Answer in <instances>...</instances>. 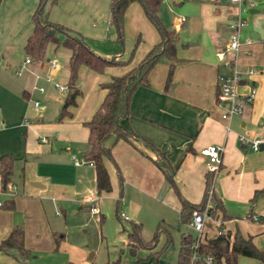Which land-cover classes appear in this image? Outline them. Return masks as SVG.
Returning <instances> with one entry per match:
<instances>
[{"label":"crops","instance_id":"0c3cea01","mask_svg":"<svg viewBox=\"0 0 264 264\" xmlns=\"http://www.w3.org/2000/svg\"><path fill=\"white\" fill-rule=\"evenodd\" d=\"M37 1L0 0V156L8 155L11 160L9 180L0 189V240L18 226L24 248L49 249V237L54 232L44 201L70 199L86 207L82 200L87 194L113 199L116 205L120 202L116 216L121 211L127 216L125 221L140 225L164 223L175 217V230L180 236L186 230L178 231V198L155 164L158 153L154 149L162 152L173 168V181L181 197L198 203L206 173L198 150L217 144L221 151L212 193L220 205L215 211L221 218L220 230L229 239L236 230L242 237H249L254 247L264 248V148L253 151L237 139L241 136L252 140L264 134V0H253L251 7L241 11L245 22L239 30V39L250 42L240 47L238 63L240 69L250 65L253 73L240 81L236 90L243 93L248 84L255 87L254 97L242 113L222 118L224 105L214 102L216 50L224 44L225 23L235 7L226 0H197L195 12L182 21L174 17V29H168L176 33L180 25H186L184 41L178 40L174 33L171 84L163 89L170 61L160 57L146 73L147 84L132 90L128 114L120 119L122 126L153 148L139 140L113 141L109 136L105 144L112 160L101 157L103 186L98 191L93 164L74 165L71 159V156L82 158L87 148V129L82 122L102 98L99 83L133 67L157 42L158 34L139 4L128 2L122 13V35L127 40L119 57L127 61L105 66L100 72L79 65L75 86L80 93L74 105L67 107L68 115L58 119L64 92L54 89L52 83L65 84L68 49L48 44L40 62L21 64L25 56L22 44L30 33L29 17ZM109 1L54 0L49 3L46 20L77 31L92 51L109 56L118 50L112 42ZM160 11L159 6L158 18ZM195 20L199 25H193ZM134 37L137 40L130 47ZM106 41L111 44H102ZM51 59L56 66L49 64ZM15 70L19 73H14ZM33 101L38 102L39 108L32 106ZM162 226L169 236V224ZM204 233L205 238L213 237V224L206 223ZM179 236L176 247L167 254L162 250L156 262L151 263L152 257L140 248L134 255L126 253L125 264H177ZM240 257L248 264H261L254 258ZM0 264L28 263L0 252Z\"/></svg>","mask_w":264,"mask_h":264},{"label":"trees","instance_id":"16d2710c","mask_svg":"<svg viewBox=\"0 0 264 264\" xmlns=\"http://www.w3.org/2000/svg\"><path fill=\"white\" fill-rule=\"evenodd\" d=\"M53 1H37L29 17L31 30L22 44V50L25 56L29 57L30 62H40L43 59L44 51L48 44H51L53 48L62 46L68 49L66 59L67 78L64 84V95L57 114L58 119L68 115L67 107L74 105L75 98L80 93L75 86L76 69L79 65H84L95 72H100L105 66L120 65L127 61V58L120 59L119 57L122 51V13L128 2L136 1L139 4L144 16L158 34L157 42L151 45L133 67L121 75L111 76L107 81L99 83V87L103 90L102 98L90 117L82 122L87 129V148L82 158L85 161H91L94 166L95 188L98 191L103 186L101 157L104 156L112 160L109 154V146L105 144V140L109 136L113 137V141L116 139L139 140L144 145L152 147L148 142L137 137L129 128L122 126L120 119L128 114L127 104L132 90L138 85L147 84L146 73L160 57H164L170 61L163 89H167L171 84L170 76L175 60V35L172 30L166 29L159 21L158 10L161 0H110L108 5L109 24L114 33V41L119 45V48L112 55L102 56L92 51L87 45L85 38L77 31L44 18V4ZM154 150L158 153L155 164L178 198L177 222L179 225H183L189 220L192 210L201 208L204 190L210 183V175L205 173L200 201L198 203H190L178 193L172 177L173 168L167 163L164 154L157 149ZM10 172V157L8 155H1V190L4 189L6 182L9 180ZM210 198L212 211L219 210L220 205L217 197L212 193ZM166 231L163 226L156 224L151 236L147 240H143L140 236V226L137 223L130 222L129 228L125 232V246L127 247L128 254L134 255L135 251L139 248L152 249L155 246L158 234L163 232L165 233V241L163 245L153 252L152 259L150 260L151 263L156 262L160 252L170 242ZM191 240L192 235L190 232L180 233L176 250L177 264H188ZM196 251L199 255H211L215 264H235V258L238 255L254 258L261 264H264V248L258 249L254 247L249 237H242L236 230L230 239L227 233H220L213 237L205 238L198 243ZM0 252L11 256L20 263H25L32 257L29 250L23 247L22 230L18 226L12 227L7 235L0 240ZM116 261L104 262L102 264H116ZM62 264L72 263L67 261ZM193 264H201V260L197 259Z\"/></svg>","mask_w":264,"mask_h":264},{"label":"rangeland","instance_id":"374dc122","mask_svg":"<svg viewBox=\"0 0 264 264\" xmlns=\"http://www.w3.org/2000/svg\"><path fill=\"white\" fill-rule=\"evenodd\" d=\"M196 3L197 0H181V2H178V0H161L160 23L167 29H174L172 19L174 17L187 19L189 14L195 12ZM43 7V16L47 19L46 12L49 3H45ZM193 25H199V22L195 20ZM185 26L180 25V30H175L177 32L174 33L178 40H185ZM126 40L125 36L122 35L121 54L124 52ZM136 40L137 37L132 39L130 47H132L133 41L136 42ZM112 42L119 48L115 41ZM102 44L109 45L111 41L102 42ZM55 59L58 62L60 60L59 57ZM44 203L43 207L54 235L49 237L51 241L49 249H41L40 251L29 250L32 257L27 261L28 264H62L65 261H69L72 264H102L107 260L113 261L116 258L118 259L117 264H125V258L127 257L125 232L129 228V223L133 221H125L116 216L115 209L116 207H121L120 202L116 205L113 199L97 198L95 202L97 211L94 213H90L86 207L80 206L79 202L75 200L58 198L55 201L49 199L47 202L44 201ZM137 224L140 226V236L143 240H147L151 236L156 224L160 226L169 224L171 241L165 246L164 254H167L171 248L176 247L179 235L175 230L177 228L175 217L164 223L155 221L151 225L146 223ZM178 226V231L186 230L193 233L185 224ZM164 241L165 234L160 232L157 236L155 248L163 245ZM155 250L153 248L145 249L150 257ZM89 255L91 257L88 259ZM243 259L245 258L236 256L235 264H248Z\"/></svg>","mask_w":264,"mask_h":264},{"label":"built area","instance_id":"2783aa9c","mask_svg":"<svg viewBox=\"0 0 264 264\" xmlns=\"http://www.w3.org/2000/svg\"><path fill=\"white\" fill-rule=\"evenodd\" d=\"M228 3L235 7V11L231 13L230 20L225 23V40L224 44L216 50V73H215V95L214 102L216 104H223V109L220 114L222 118H228L233 115H239L244 108L252 101L255 93L254 85L248 84L247 90L243 93H239L236 90L240 81L253 73V68L247 65L246 68L240 69L238 63V54L240 47L244 44H248L250 39L240 40L239 30L243 26L245 19L241 16V11L251 7L253 0H226ZM183 20L182 17L179 18ZM30 62L29 57L24 56L21 64H28ZM49 64L54 67L56 61L51 59ZM14 73L18 74L19 70H15ZM54 89L57 91H65V85L59 83H52ZM39 92L42 91L41 87L37 88ZM32 106L39 108L37 101H33ZM237 139L242 143H247L249 148L253 151L258 150L261 146L264 148V134L259 138L246 140L241 136ZM43 140L42 138L40 139ZM221 147L217 144L205 145L198 150V154L204 159V168L207 174L210 175V183L204 190L203 204L201 208L194 209L190 213L189 220L185 225L193 231L192 240L189 245L188 264H193L197 259L201 260V264H215L211 255H199L196 251L198 243L205 239L204 228L206 223H211L215 227V235L222 233L220 230L221 218L215 215V211H212V181L215 172L218 169ZM72 163L78 165L85 162L87 165H92L91 161H85L81 157L71 156ZM97 196L95 194H87L82 203L86 205L87 210L90 213L97 211L96 207ZM117 216L126 220L127 216L121 212H117ZM255 218V217H253Z\"/></svg>","mask_w":264,"mask_h":264},{"label":"water","instance_id":"95a60500","mask_svg":"<svg viewBox=\"0 0 264 264\" xmlns=\"http://www.w3.org/2000/svg\"><path fill=\"white\" fill-rule=\"evenodd\" d=\"M251 11H252V9H251V8H249V9H248V12L250 13ZM260 148H262V146H261Z\"/></svg>","mask_w":264,"mask_h":264}]
</instances>
